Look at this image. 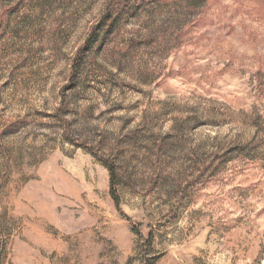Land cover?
<instances>
[{
    "label": "rangeland",
    "instance_id": "1",
    "mask_svg": "<svg viewBox=\"0 0 264 264\" xmlns=\"http://www.w3.org/2000/svg\"><path fill=\"white\" fill-rule=\"evenodd\" d=\"M22 1L0 15V264H264V0L129 2L74 76L116 0Z\"/></svg>",
    "mask_w": 264,
    "mask_h": 264
},
{
    "label": "trees",
    "instance_id": "2",
    "mask_svg": "<svg viewBox=\"0 0 264 264\" xmlns=\"http://www.w3.org/2000/svg\"><path fill=\"white\" fill-rule=\"evenodd\" d=\"M6 1H11V3H8ZM0 0V15L4 16L7 13H13L14 11H16L18 5L23 2L22 0ZM135 1H139V0H116V4L111 5L110 6V11L106 13V15L103 17V20L101 21L99 26H94L92 28V32L89 35V38L86 39L84 41V43L82 44V47L78 49V52L75 56V58L72 60V64H71V73L72 76H74L79 68V65L81 63V59L83 56V53L87 52L88 50L92 49L94 47L95 41L98 37L99 31L100 29H102L107 21L109 19H111V17H113L112 15H116L118 13H120L121 11L124 10V12H129L130 10V3L131 2L133 4H135ZM177 1V2H175ZM208 0H168L167 2H172L174 4H184V5H188L189 7L193 8V9H198L201 8V6L207 2ZM128 3V4H127ZM11 4V5H10ZM109 9V8H108ZM0 16V17H1ZM3 18V17H1ZM68 127L66 126L63 130L64 133L67 132ZM65 136V134H64ZM85 148L87 149L88 153H90L95 159H97L101 166L103 168H105L108 171L109 174V183H110V189H109V196L110 199H112V201L114 202L115 208L117 211H120V199H119V195H118V191H117V169L115 168V166L111 163H109L107 160L103 159L102 157H100L97 153H95L93 151V149L88 148L85 146Z\"/></svg>",
    "mask_w": 264,
    "mask_h": 264
}]
</instances>
